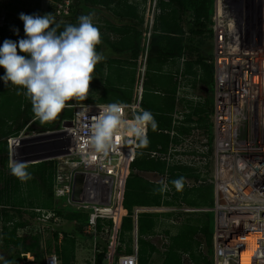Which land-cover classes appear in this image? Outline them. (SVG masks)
<instances>
[{
    "label": "trees",
    "instance_id": "obj_1",
    "mask_svg": "<svg viewBox=\"0 0 264 264\" xmlns=\"http://www.w3.org/2000/svg\"><path fill=\"white\" fill-rule=\"evenodd\" d=\"M54 1V6L46 14L55 16L56 23L60 25L58 32L68 24H77L80 15L94 13L97 18L93 17V23L100 29L102 38L97 51L104 43L112 52L128 55L124 60L110 57L98 63L93 79L95 75L104 74L106 64L123 62L135 66L142 56L146 57L141 105L143 110L152 113L157 128L152 130L151 126H148L147 143L143 147L139 146L138 141V153L126 182L124 205L127 214L119 229L116 255L128 254L132 252V247L124 242V235L133 230L135 206L160 205L162 202L197 206L199 201L195 195L202 196L201 188L192 189L186 182L187 167L170 163L167 156L170 150L185 143L188 137L192 136V127L189 125L192 113L185 111L181 120L175 116L182 113L178 110L179 103H185V109L193 107L186 97L179 96L180 88L188 84L193 90L197 85H200L201 89V85L210 86L213 83V65L209 61L213 55L210 52L213 46V0H72L70 10L63 15L55 13L56 3L62 0ZM150 1H154V15L149 41L145 46L142 44V26L145 20V5ZM95 5L111 10L118 24L100 13L96 14ZM3 6L6 8V22L0 25V46L6 39L18 43L20 39L26 38L24 23L19 18L20 13L13 12L15 9L10 8L8 2L2 4ZM90 6L93 8L90 9ZM11 17L14 19L8 20ZM16 29H19L18 35ZM4 74L5 70L0 67V77ZM133 82L134 78L127 85L103 88L105 90L100 98L94 100L92 96L86 95L83 101L130 102ZM16 91L11 84L6 87L0 79V236L5 247L16 248L15 254L7 260V264H20V261L25 259L24 253L28 252L42 264L47 252H55L61 264H75L77 233L61 228V223L66 218L76 220L80 222L78 226H83L87 215L84 213L82 216V212H67V207L63 208L58 203L60 199L54 194L57 160L48 158L28 163L32 178L22 183L11 174L8 144V138L17 135L24 128L28 131L56 128L64 120L72 118L73 109L66 107L57 120L42 126L34 119L31 102L23 95H16ZM210 106L209 103L198 106L194 113L210 111ZM211 110L213 111V106ZM208 114L209 112L207 116ZM200 120L202 123L206 122L203 117ZM140 154L143 157H139ZM167 166L171 167L167 169ZM139 169H154L166 173L171 190L166 191L163 196L160 191L163 185L144 180L136 172ZM180 177L184 178V182L182 187L177 189L172 181ZM36 208L53 211L60 220H46ZM167 215L175 218L176 214L170 212ZM157 216V213L151 212L138 213V264H147L151 251H158L150 241L141 237L154 232L158 224ZM105 223L111 222L107 220ZM198 224L200 221L192 224L189 222L184 225L181 233L178 232L169 238L170 243L162 252L164 259L161 264H185L187 256L195 264H211L207 255L200 249L197 254L194 252L196 249L193 244L199 243L195 240L198 233L203 234L208 245L212 243V233L205 225ZM98 226L102 227L101 220ZM20 229L22 233H19ZM77 231L84 234L82 227H78ZM44 232L47 233L45 238ZM108 243V235L100 234L97 264L102 262L107 253Z\"/></svg>",
    "mask_w": 264,
    "mask_h": 264
},
{
    "label": "built area",
    "instance_id": "obj_2",
    "mask_svg": "<svg viewBox=\"0 0 264 264\" xmlns=\"http://www.w3.org/2000/svg\"><path fill=\"white\" fill-rule=\"evenodd\" d=\"M4 3L0 0V12ZM71 4L72 0L57 2L55 13H68ZM212 21L213 55L209 60L214 71L212 260L213 264H264V0H214ZM5 22V16L0 14V25ZM141 100L140 89L132 101L120 103L126 125L118 129L114 149L107 157L92 152L87 128L91 118L111 102L74 100L69 106L73 109L70 125L46 131L24 128L8 138L11 162L18 160L25 147L37 145L43 136L54 137L53 149L62 151L53 157L57 160L54 194L86 213L83 233L92 245V264H97L100 234L109 238L102 264H138L136 230L131 253L116 255V246L127 214L126 182L138 153L136 134L128 131L127 126L133 125L135 115L143 111ZM147 132L148 127L145 136ZM77 172L84 174L82 200L72 197ZM142 210V207L134 209L135 218ZM36 211L46 220H60L53 211L40 208ZM107 220L111 223H105ZM24 254L20 264L36 261L30 252ZM43 264L61 261L55 252H47Z\"/></svg>",
    "mask_w": 264,
    "mask_h": 264
},
{
    "label": "clouds",
    "instance_id": "obj_3",
    "mask_svg": "<svg viewBox=\"0 0 264 264\" xmlns=\"http://www.w3.org/2000/svg\"><path fill=\"white\" fill-rule=\"evenodd\" d=\"M93 17L94 13L80 15L77 24H68L58 32L60 25L53 14L20 13L26 38L18 43L6 39L0 46V67L5 70L0 79L6 87L11 84L17 89L16 95H23L31 102L34 119L42 126L57 120L71 101H83L89 92L96 65L104 59L97 52L102 38ZM15 31L18 35L19 29ZM134 121L127 130L136 134L139 146L143 147L147 143L144 130L148 126L155 130L157 122L147 110L137 113ZM125 125L120 103L102 107L87 128L92 152L107 157L114 149L118 129ZM9 167L22 183L32 178L29 164L24 160H13ZM183 182L184 178L180 177L172 184L180 189Z\"/></svg>",
    "mask_w": 264,
    "mask_h": 264
},
{
    "label": "rangeland",
    "instance_id": "obj_4",
    "mask_svg": "<svg viewBox=\"0 0 264 264\" xmlns=\"http://www.w3.org/2000/svg\"><path fill=\"white\" fill-rule=\"evenodd\" d=\"M4 1L5 3L8 2V6H10V8L15 9L13 10V12L15 13H24L28 15L38 14L40 16H44L48 12V10H50V8L54 6V3L56 2L54 0H8V1L4 0ZM213 4H214V0H213ZM213 4H212L211 9L213 8ZM2 8L3 9L1 10L0 14L2 15V17L4 15L6 19V14H5L6 8L5 6H3ZM145 8H146L145 9V20L142 26V44L146 46L149 41L151 27L153 23L154 2L150 1L149 3H146ZM98 11H100L101 13L100 15L106 16L109 19L116 22L115 18L112 16V12H109L108 9L102 6H99ZM98 11L96 10L95 13ZM95 16L96 15H94V18H97ZM211 17H212V11H211ZM12 19H14V17L8 18V20H12ZM97 52L103 54L104 59L102 61H106L110 57L119 58L122 60L128 58V55L126 54H118V53L112 52L104 43L102 44L100 50ZM210 52L213 53V46ZM144 72H145V65H144L143 56L141 57V59L138 61V63L135 66L125 64L123 62L120 64L119 63H113L111 65L106 64V69L104 71V74L102 76L95 75L94 77L95 79L92 80L90 84V89L87 95L92 96L95 99L100 98L103 91L106 89V87L113 86L115 85L114 83L116 84L119 83L120 85V84H123V82H126L127 80H129V83H130V80L134 78V82L132 83V85L130 84L132 86L131 90H132V96L134 98L136 95H138L140 89H141V92H143V86H142L143 82L142 81L144 78ZM114 78L115 79L118 78L117 81ZM196 92L199 94L200 93L204 94L202 90L196 91ZM207 93H209V96H211V98L213 99V83L210 85V91H208ZM147 97L149 98L150 95L148 94ZM150 99L152 100V98ZM61 126H62V123L54 129L60 128ZM213 135H214V121H213V117L211 116L210 122L208 124L207 132L206 133L202 132L198 138L199 140L194 145L196 146L195 149L197 150V153L190 154L189 152V153H186V155L181 156L186 161H190V163L193 162V165L196 166L198 170H200L201 179H199V181L203 180V181H207L208 183L211 182L212 168H213ZM187 148L188 146L184 147L185 150H187ZM139 157H143V155L140 154ZM200 194L202 196H199V197H201L202 199L199 200V203L209 204L212 201V198H213L212 189L206 190V188H204V190H202ZM64 202L65 201L61 199L60 202L58 203L61 206H63V208L64 206L67 207V212H77L78 214L82 212L81 215L82 216L84 215V212L82 210L76 209L75 207L69 204H66ZM206 212L207 213L199 212L201 213V215H198V216L202 219L200 220V224L205 225L207 229L211 233H213L215 229V212L212 209H208L206 210ZM157 213H160L159 214L160 216H159V222L157 226L155 227L154 232L147 234L145 236H141L144 239L146 238L148 241H150V243H152L158 249V251H155V252L151 251L147 264H161V262L164 259V255L162 254V252H164L166 248L165 245L169 241V238L178 232L181 233L182 232L181 230L184 229L182 225L185 224L186 222L194 223L195 220L193 219L195 218V215L198 214V213L190 214L191 212L189 211L183 212V214H180V216L176 218L177 220L175 221V220H171L168 217L166 219V216L162 215L163 212L157 211ZM75 221L76 220H68L64 218V220L61 223V228H64L65 230L66 229H70L72 231L74 230L73 232L77 231L78 227H82V230H83V226H78V224ZM0 231H1V222H0ZM19 233H22L21 229L19 230ZM77 234H78L77 237L79 239H82L85 244L81 245V249L78 250L79 255L81 257L77 258L78 254L75 255V263L92 264L93 249H92L91 242L88 240L87 235H84V234L80 235L79 232ZM119 238H120V233H118V241H119ZM124 240L126 242H130L128 233H125ZM195 240H197L198 242L200 241L201 244L200 242L198 243L200 245L199 247H198V244L196 243L193 244V246L195 245V249H196L194 250V252L197 254L198 253L197 250L200 249L205 255H207L210 263L213 264V260H212V256L214 252L213 243H211L210 245H208L207 242L205 243L202 234L197 235ZM133 244H135V240L132 238L131 245ZM137 247H138V243H137ZM15 252H16L15 247L11 246L7 248L2 244V240L0 236V256L7 257V259H9L12 255L15 254ZM30 255H32L31 252H30ZM40 264H42V262H40ZM185 264H195V263L187 256L185 257Z\"/></svg>",
    "mask_w": 264,
    "mask_h": 264
},
{
    "label": "crops",
    "instance_id": "obj_5",
    "mask_svg": "<svg viewBox=\"0 0 264 264\" xmlns=\"http://www.w3.org/2000/svg\"><path fill=\"white\" fill-rule=\"evenodd\" d=\"M99 6H101V5H95L94 11H96V10L98 11V7ZM102 7H104V6H102ZM92 8H93V6H90V9H92ZM104 8H106V7H104ZM106 9H108V8H106ZM109 12H112V11L109 10ZM96 13L99 14L100 11H98ZM117 79L118 78H116L115 80L117 81ZM127 83H129V82H123L122 85H127ZM114 84L115 85H117V84L119 85V83H117V84L114 83ZM199 89H200V87L196 86V89L193 90L190 87V85L185 84L179 90V96L182 97V98L186 97L189 101H191L190 104L193 107H191V109L190 108H188V109L186 108L185 109L184 108L185 107V103H179L178 110L180 112H182V113L179 114V116L178 115H175V116L178 117V119L181 120L185 111L189 112V113H192V115H191L192 121L189 124L192 127V136L188 137V139H187V141L185 143H181L180 145L176 146L174 149L170 150L167 157L169 158V162L170 163H174V164L180 165L182 167L183 166L187 167V174L188 175H186V182L189 184L190 188L193 189L195 187L197 190L200 189V188L202 190H204V188H206V190H209V189L211 190L212 189L213 190L212 201L209 204L198 203L197 206H186V205H184L182 203L181 204H164L163 202L160 205H139V206H135V208L136 207H142L143 210L139 211L138 213H140V212L157 213V211L158 212H163L162 215L166 216V219L168 217L171 220H175L176 221L177 220L176 218H178L180 216V214H183V212L189 211V212L198 213V214L195 215V218L193 220L196 221V222L194 221V223H199L201 218L198 215H201V213H207L206 210L210 209L212 207L213 203H214V186H213V183L212 182L208 183L207 181H203V180L199 181V179H201L200 178V170H198L197 167L193 165V162L190 163V161H186L185 159H183L181 157L182 155H186V153H189V152H190V154L197 153V150L195 149L196 146H194V145L199 140L198 138H199L200 134L202 132H205V133L207 132L208 124H209L210 119H211V115H212V110L211 109H212V106H213V99L211 98V96H209V93H207V91L204 88L201 87V89L200 90ZM201 90L204 92V94L200 93L201 94L200 95L199 93L196 92V91H201ZM209 91H210V86H209ZM132 99H133V96H132ZM94 100H96V99L94 98ZM206 103L211 104L210 111H206L205 113L204 112L203 113L202 112L194 113L195 109L198 106H202V105H204ZM208 112H209V114L207 116ZM201 117L205 118L206 122L202 123L201 120H200ZM185 146H188L187 150L184 149ZM191 147H193V148H191ZM169 167H171V166H167V169ZM212 170H213V168H212ZM145 171L152 173L153 176H155L156 174H161V175H163L164 178L160 182H155V181L148 180V179L144 178L140 174L141 172H145ZM136 172L138 173V175L141 178H143L144 180H146V181H148V182H150L152 184H155V185L162 184L163 185V191H162L163 196H164V194H166V191L171 190L170 189L171 185H169L168 176H167L166 173H161L158 170H154V169H139V170H136ZM195 197L198 199V201L200 199H202L201 197H199V196L197 197L196 195H195ZM170 212H174L176 214L175 218H171L170 216L167 215V214H170ZM199 212H201V213H199ZM138 213H137L136 218H135V216H133V218H134L133 230H131L130 232H126V233H128L129 239H130V242H127V243H129L131 247H132L131 240H132V238L134 239V233L133 232L135 230H136L137 239H138V224H137V222H138L137 221L138 220ZM157 214H158L157 217H158V222H159V216H160L159 214L160 213H157ZM75 222L78 224V221H75ZM187 223H189V222H186L185 224H187ZM190 223L192 224L193 222H190ZM185 224H183L182 227H184ZM67 231H69L71 233H75V234L77 232V231L73 232L74 230L72 231L70 229H67ZM199 234H201V233H198L197 235H199ZM77 236H78V234H77ZM203 238H204V242L206 243V240H205L204 236H203ZM124 242H126V241L124 240ZM137 243H138V241H137ZM169 243H170L169 241L166 243V245H165L166 248H167V245ZM84 244L85 243L83 242V240L79 239L77 237V242H76V250L77 251L75 250V255L78 254L77 258L81 257L79 255L78 250H80L81 249V245H84ZM200 244H201V242H200ZM166 248H165V250H166ZM75 264H77V263H75Z\"/></svg>",
    "mask_w": 264,
    "mask_h": 264
},
{
    "label": "water",
    "instance_id": "obj_6",
    "mask_svg": "<svg viewBox=\"0 0 264 264\" xmlns=\"http://www.w3.org/2000/svg\"><path fill=\"white\" fill-rule=\"evenodd\" d=\"M198 87L200 85H197ZM207 92L209 91V86H203ZM71 124L70 119H66L62 122L63 126H68ZM54 137L50 136H43L38 142L37 145L34 147H25L22 151V155L18 158V160H24L28 163L31 162H38L44 159L53 158L62 154V151L53 149L52 140ZM36 140V139H35ZM144 178L160 182L164 178L161 174H156L155 176L152 175L150 172H141L140 173ZM84 174L82 172H77L74 177V184H73V193L72 197L74 200H82L83 199V191H84ZM160 245V244H159ZM27 264H39L37 261L28 262Z\"/></svg>",
    "mask_w": 264,
    "mask_h": 264
},
{
    "label": "flooded vegetation",
    "instance_id": "obj_7",
    "mask_svg": "<svg viewBox=\"0 0 264 264\" xmlns=\"http://www.w3.org/2000/svg\"><path fill=\"white\" fill-rule=\"evenodd\" d=\"M0 258H1V259H0V264H7V260H8L7 257H1V256H0ZM200 264H201V263H200Z\"/></svg>",
    "mask_w": 264,
    "mask_h": 264
}]
</instances>
